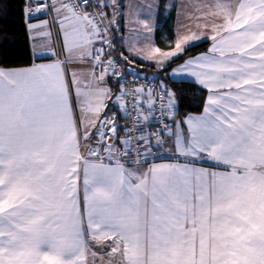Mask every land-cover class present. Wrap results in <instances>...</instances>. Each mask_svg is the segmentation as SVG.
<instances>
[{"label": "snow or ice", "instance_id": "6c2138e0", "mask_svg": "<svg viewBox=\"0 0 264 264\" xmlns=\"http://www.w3.org/2000/svg\"><path fill=\"white\" fill-rule=\"evenodd\" d=\"M124 7L30 0L25 10L55 13L68 57L0 68V264H264V0H186L185 18L204 24L143 57L164 81L118 71L110 33ZM154 7L147 0L149 19ZM138 23L151 45L148 19ZM85 61L86 79L69 74ZM127 76L146 83L113 91L109 80ZM189 78L208 92L203 113L177 121L180 89L165 81ZM169 143L176 162L156 163Z\"/></svg>", "mask_w": 264, "mask_h": 264}, {"label": "crops", "instance_id": "0c3cea01", "mask_svg": "<svg viewBox=\"0 0 264 264\" xmlns=\"http://www.w3.org/2000/svg\"><path fill=\"white\" fill-rule=\"evenodd\" d=\"M136 1L138 3L140 2V0H136ZM29 2H30V0H26L25 10L28 7ZM31 2L34 4L35 0H31ZM142 2L144 3L145 0H141V3ZM157 2L159 5L158 11L160 12V15H161V13L164 12V14H166V15H167V13H169V16H168V21L164 26L163 33L162 34H161V32L158 33V34H160L159 35L160 38H154L155 42L153 41V38H151V40H152V44L150 45L151 47H159L162 51L171 50V48L174 47V42L176 39V33H177L176 27H180L181 34H187L189 30L198 31V29L196 27V25L198 23L201 25L204 24L203 20L197 21V20L193 19L191 21H188L185 18V13L182 9V4L185 3L186 0H157ZM54 16H55V13L50 12V14H48V15L42 14L39 18H37L35 20H30L28 18V16L26 15V12H25V25H26L28 38H29V46H30L32 57L35 60L31 65H29L27 67H30L33 64L53 63L57 58L60 60L67 59L68 54L61 50V36H60L58 25L54 24V22H53ZM45 21H47L48 23H47V26H45L43 28H36V29L30 30L28 27L29 24L43 25ZM182 23H187L189 25V28L188 29L182 28L181 27ZM119 27H120V25H119ZM112 35H113V33H112ZM116 39L117 40H116L115 46L117 47L118 54L121 51L124 56L126 55L128 57V60L131 61V65L129 63H127L128 66L133 67L137 71H139L137 69L138 67L133 65V63H132L133 58H135L133 53L127 49L126 45L124 44V41L121 40L122 41L121 42L117 35H116ZM139 39H140V43L138 42V44L142 43V45H143L145 43L144 38H139ZM210 46H211V42L208 41L207 47L204 51L199 52L195 55H190L188 57H195V56H198L202 53H205ZM52 51H55L57 53L56 57L44 56L42 58H37V54L50 53ZM188 57H186L185 59H187ZM183 60L178 64L183 63ZM123 62L125 63V61H123ZM90 63H91L90 61H85L83 63L72 62L68 65V72L70 74V71H74L77 73L78 76H82L84 79H86L88 77L90 71H91V69L89 67ZM142 64H144V63H142ZM145 65L152 66L153 68H155L153 66V63L152 64L147 63ZM176 65H173L172 67H176ZM19 68H26V67H19ZM2 69L7 70V69H18V68H2ZM169 71H170V69H169ZM139 72H141V71H139ZM152 73L157 74V79H158L159 73H157L156 70L150 71V72L147 71L144 74L142 73V75L147 76V77L151 76L153 78V75H151ZM162 76H164V75H162ZM162 76H160V77L162 78ZM169 81H171V80H169ZM186 82L192 83L191 78H189ZM193 84H195V83H193ZM109 85L112 87L113 91H116L120 88L118 83L115 82L113 79L109 80ZM195 85H197V84H195ZM197 86L200 87L199 85H197ZM200 88L203 89L202 87H200ZM203 90H205L206 97H207V95H208L207 90L206 89H203ZM205 101H206V98H205ZM109 107H112L111 102H109ZM106 111H107V109H106ZM113 111H115V109H113ZM202 113H203V109L199 114H188L186 116H200ZM116 116H117V122L119 124H121V125L126 124L125 120L123 118H120L121 117L120 112L117 111ZM186 116L181 117V118L175 117V119L177 121H181V120H184ZM170 124H171V121H170ZM152 125H153V128H155L154 121L152 122ZM172 127H173V130H175V125H172ZM183 131L185 134H187L186 127L183 128ZM120 135L123 136L124 133L121 132ZM154 155L156 157V160H155L156 163H173V162H176L175 150L173 149L171 143H169L166 148L161 149L159 152H154ZM180 162L181 163L183 162V158H180ZM197 167H204V168L208 169L209 171H222V170H224V168L222 166L221 167H214L212 162H210V161H202L199 164H197Z\"/></svg>", "mask_w": 264, "mask_h": 264}, {"label": "trees", "instance_id": "16d2710c", "mask_svg": "<svg viewBox=\"0 0 264 264\" xmlns=\"http://www.w3.org/2000/svg\"><path fill=\"white\" fill-rule=\"evenodd\" d=\"M25 6L26 0H0L1 68L27 67L35 61L31 54L29 38L25 25ZM116 40L117 39L114 37L115 44ZM206 47L207 42H203L199 44V46L189 48L184 56L180 60H177L173 65L180 63L183 59L190 55H195L204 51ZM115 51L118 55L117 47ZM132 63L140 68L141 72L144 73L156 70L152 66H148L140 62L133 61ZM125 64H127V62H125ZM157 73H159L160 76L164 75L160 72ZM159 75L157 80L159 81L161 79L164 81L165 77L162 76L161 78ZM165 82L170 86L180 89L178 92L179 108L176 117L181 118L188 114H199L202 111L206 98L205 90L190 82L177 83L175 85H173L172 81L169 80Z\"/></svg>", "mask_w": 264, "mask_h": 264}, {"label": "rangeland", "instance_id": "374dc122", "mask_svg": "<svg viewBox=\"0 0 264 264\" xmlns=\"http://www.w3.org/2000/svg\"><path fill=\"white\" fill-rule=\"evenodd\" d=\"M120 2L123 5H125V7L122 9L124 16L123 18H118V24L120 25V27L118 31L115 29L112 31L113 35L115 36V38L117 35L120 41L121 40L124 41V44L126 45L127 49L130 52H132L135 57L133 58L134 62L152 64L153 62L143 59V57H145L148 54L151 46L146 43H144L143 45L142 43L138 44V42L140 43L139 38H144V35L146 34L143 26L138 23V19H148L150 26L153 28V32L151 33V38H153L154 41V38H160L159 37L160 34H158L159 32H161V34L163 33L164 26L168 21L169 13H167L166 15L163 12L160 15L158 8L154 7L152 10L151 18L149 19L148 12L146 9L147 0H145L144 2L145 4L143 2L141 3V0L139 3L136 0H120ZM154 3L158 4L157 0H154ZM138 5L140 7H137ZM107 11L110 12L111 9H108ZM109 18H111V16ZM178 28L180 29V27H176V29ZM121 53L122 52L120 51L118 54L120 59H121ZM137 69L141 71L139 68ZM72 72L73 71H70V74ZM140 73L144 74V72H140ZM151 75H153V77L157 79V74L152 73Z\"/></svg>", "mask_w": 264, "mask_h": 264}, {"label": "built area", "instance_id": "2783aa9c", "mask_svg": "<svg viewBox=\"0 0 264 264\" xmlns=\"http://www.w3.org/2000/svg\"><path fill=\"white\" fill-rule=\"evenodd\" d=\"M89 11H92V10L89 9ZM41 15H42V14H36L35 16H33V18H31V19L29 18V19H30V20H35V19L39 18ZM110 36H111V38H112V43H113L114 46H115L114 37L111 35V33H110ZM115 49H116V47H115ZM111 55H112L113 58H115L116 60L119 61V63H120V67L118 68V71L120 72L121 76H124V74H125V72H126V69L129 68V66H128L127 64H125V63L119 58V56L117 55V53H116L115 50H114V51H111ZM142 76H143V75H142ZM146 77H147V76H146ZM148 78H149V80L152 79V77H148ZM113 80H114L115 82L118 83L119 87H121V84H123L124 87H125L126 89H132V88H134V87H138V86H140L141 84H145V83H146V81H144L143 79H140V80H134V78H133L132 76H127L126 79L120 80L119 82H118L117 79H113ZM152 86H153L154 88L158 89V88H159V83H154ZM157 115H158V113H157ZM124 120H125L126 123H128V121H127L126 119H124ZM167 122L170 123V121H167ZM154 123H155V127H156V122L154 121Z\"/></svg>", "mask_w": 264, "mask_h": 264}]
</instances>
